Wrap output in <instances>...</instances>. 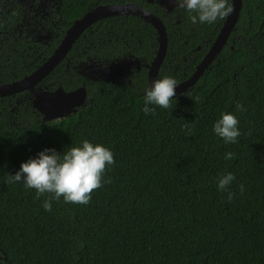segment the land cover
I'll return each mask as SVG.
<instances>
[{
	"label": "trees",
	"instance_id": "1",
	"mask_svg": "<svg viewBox=\"0 0 264 264\" xmlns=\"http://www.w3.org/2000/svg\"><path fill=\"white\" fill-rule=\"evenodd\" d=\"M126 1L163 21L167 47L157 79L177 83L194 71L224 19L193 24L184 9L166 12L157 1L59 0L45 43L17 38L13 17L0 20V83L38 67L86 10ZM156 49V30L145 20L105 17L38 84L49 90L84 85L85 102L72 116L43 120L28 90L0 96V264H264V0H242L234 30L212 63L169 108L155 106L154 115L141 110L144 66L126 74L129 81L112 83L80 72L88 59L132 54L149 63ZM222 112L238 119L236 143L212 132ZM83 139L114 154L104 173L110 182L94 189L87 204L61 197L46 211L47 194L37 198L34 189L10 182L38 151L62 152ZM226 152L233 157L226 160ZM225 172L235 179L221 192L216 178Z\"/></svg>",
	"mask_w": 264,
	"mask_h": 264
},
{
	"label": "clouds",
	"instance_id": "2",
	"mask_svg": "<svg viewBox=\"0 0 264 264\" xmlns=\"http://www.w3.org/2000/svg\"><path fill=\"white\" fill-rule=\"evenodd\" d=\"M174 5L184 9L193 24H212L217 19L229 16L233 7L230 0H173ZM177 81L165 76L152 82L144 89L142 112L145 115L155 114V106L167 109L174 100ZM175 101V100H174ZM239 111L244 107L236 104ZM238 119L231 112H222L220 117L212 124V132L225 144L236 143L240 136ZM191 129L187 130V134ZM233 153L226 152V160L233 157ZM114 164L112 150L102 143H93L83 139L76 146L58 152L55 148H44L34 157L21 162L19 169L10 174V182H22L25 189H34L36 197L47 194L42 207L51 210L52 201L61 197L66 203L87 204L94 189L102 183L110 182L105 178L106 168ZM232 172H225L216 178V188L224 192L234 181ZM240 191L244 186L240 185ZM228 192V199L232 198Z\"/></svg>",
	"mask_w": 264,
	"mask_h": 264
},
{
	"label": "water",
	"instance_id": "3",
	"mask_svg": "<svg viewBox=\"0 0 264 264\" xmlns=\"http://www.w3.org/2000/svg\"><path fill=\"white\" fill-rule=\"evenodd\" d=\"M145 1L148 3L157 1L166 12H170L176 7L173 0ZM230 2L233 7L232 13L223 19L218 33L203 57L196 64L194 71L186 79L177 83L175 96L181 92H185L195 84L215 59L222 47L227 43L228 37L237 23L242 6V0H230ZM122 14L137 16L151 24L156 30L157 49L152 60L145 64L137 57L112 59L105 64L92 60L80 65V72L90 80L112 83L130 67L138 68L144 65L146 68L147 85L150 86L153 81L157 80L158 69L166 53V28L161 18L151 10L143 5L126 1L124 3L95 5L93 8L86 10L80 17L74 19L71 25L65 30L52 53L38 67L19 79L0 83V96L28 90L31 94L32 107L42 115L43 120L63 118L72 112L75 113L77 107L83 105L86 99L87 92L84 85L71 90H65L61 86L49 90L38 84L67 55L73 43L93 22L105 17Z\"/></svg>",
	"mask_w": 264,
	"mask_h": 264
},
{
	"label": "flooded vegetation",
	"instance_id": "4",
	"mask_svg": "<svg viewBox=\"0 0 264 264\" xmlns=\"http://www.w3.org/2000/svg\"><path fill=\"white\" fill-rule=\"evenodd\" d=\"M59 0H0V20L5 16H11L14 18L15 27L13 32L17 31V38L22 37L25 40L45 43L52 37V28L55 25L53 21L54 13L58 8ZM20 25H23L20 28ZM4 33L8 30H3ZM136 57L132 54L123 56L122 58ZM138 58V57H137ZM118 59V58H117ZM112 60V59H111ZM92 59H88V62ZM98 61V60H94ZM103 64L109 61H99ZM86 63L82 61L80 65ZM145 64V63H143ZM142 65V64H141ZM144 66V65H142ZM140 67H130L125 70L121 76H118L115 81L121 79H129L126 74L137 71Z\"/></svg>",
	"mask_w": 264,
	"mask_h": 264
},
{
	"label": "rangeland",
	"instance_id": "5",
	"mask_svg": "<svg viewBox=\"0 0 264 264\" xmlns=\"http://www.w3.org/2000/svg\"><path fill=\"white\" fill-rule=\"evenodd\" d=\"M74 113L72 112V113H70V114H68V116H72Z\"/></svg>",
	"mask_w": 264,
	"mask_h": 264
}]
</instances>
